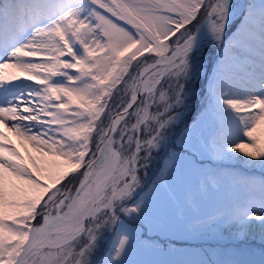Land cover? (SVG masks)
<instances>
[{
    "label": "snow or ice",
    "instance_id": "1",
    "mask_svg": "<svg viewBox=\"0 0 264 264\" xmlns=\"http://www.w3.org/2000/svg\"><path fill=\"white\" fill-rule=\"evenodd\" d=\"M0 264H264V0H0Z\"/></svg>",
    "mask_w": 264,
    "mask_h": 264
},
{
    "label": "rangeland",
    "instance_id": "2",
    "mask_svg": "<svg viewBox=\"0 0 264 264\" xmlns=\"http://www.w3.org/2000/svg\"><path fill=\"white\" fill-rule=\"evenodd\" d=\"M213 53H208L206 55L205 60L206 62L211 59ZM232 166H238V162L236 161H230L226 162ZM229 233L224 232L223 239L218 238V237H207V238H202V239H191L187 242L186 246L193 248V249H200L202 252H206L210 248H218L221 245L228 244L229 242Z\"/></svg>",
    "mask_w": 264,
    "mask_h": 264
},
{
    "label": "bare ground",
    "instance_id": "3",
    "mask_svg": "<svg viewBox=\"0 0 264 264\" xmlns=\"http://www.w3.org/2000/svg\"><path fill=\"white\" fill-rule=\"evenodd\" d=\"M208 55V54H206ZM37 61H38V58H37ZM22 83H29L28 81L26 82H21V81H17V82H14L12 88L13 89H16L19 85H21ZM30 83H34V82H30ZM7 135L9 136V138L12 140V142L17 146V147H21L22 145V141L19 140V138L15 137L13 133L11 132H8ZM22 150V149H21ZM22 153H23V150H22Z\"/></svg>",
    "mask_w": 264,
    "mask_h": 264
}]
</instances>
